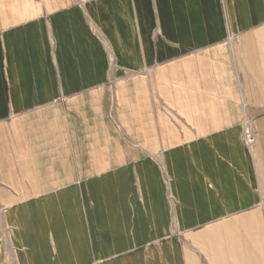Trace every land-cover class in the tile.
<instances>
[{
	"label": "crops",
	"instance_id": "obj_1",
	"mask_svg": "<svg viewBox=\"0 0 264 264\" xmlns=\"http://www.w3.org/2000/svg\"><path fill=\"white\" fill-rule=\"evenodd\" d=\"M0 264H264V0H0Z\"/></svg>",
	"mask_w": 264,
	"mask_h": 264
},
{
	"label": "built area",
	"instance_id": "obj_2",
	"mask_svg": "<svg viewBox=\"0 0 264 264\" xmlns=\"http://www.w3.org/2000/svg\"><path fill=\"white\" fill-rule=\"evenodd\" d=\"M243 143L247 148H251L255 141V134L252 128L247 124V122L243 125Z\"/></svg>",
	"mask_w": 264,
	"mask_h": 264
}]
</instances>
